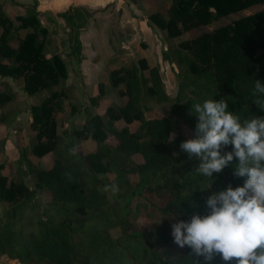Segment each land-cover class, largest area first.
<instances>
[{
    "label": "trees",
    "instance_id": "1",
    "mask_svg": "<svg viewBox=\"0 0 264 264\" xmlns=\"http://www.w3.org/2000/svg\"><path fill=\"white\" fill-rule=\"evenodd\" d=\"M152 1L156 6H166L148 20L165 31L170 42L162 52L163 60L181 67L176 73L177 96L170 98L160 68L150 67L145 58L130 67L112 70L108 81L99 83L98 94L90 97V102L97 106L119 87V95L126 101L108 106L104 115L95 114L80 130L72 132L78 139L96 143L95 151L72 160L64 156L67 148L58 151L60 135L53 114L63 108L67 98L68 90L52 91L65 85L67 63L57 53L48 57L50 32L42 24L35 5L26 6L25 16L11 19L4 10L5 0H0V78L23 79V90L28 95L51 90L40 104L31 106V127L36 131L34 155L42 158L55 153L50 168L32 169L36 187L44 189L50 200L49 208L42 213L44 217L36 218L32 230L25 234L11 218H17L19 210L31 203L36 191L23 181L9 180L0 174V202L11 205L0 220V256L20 264H98L107 241L112 247H123L135 237L137 245L128 258L130 264H188L191 249L174 243L172 224L181 219L188 221L195 214H207L206 201L211 195L226 190L229 184L235 188L245 183L247 177L234 176L238 158L222 172L214 173L211 180L194 174L199 161L182 153L180 145L195 138L198 117L189 114L191 106L207 99L226 100L229 111L241 119L264 117V110L253 102L257 98L253 96L255 81L264 83V9L205 29L222 18L263 4L264 0ZM89 15L83 7L58 14L65 23L68 55L78 61L82 59L79 36ZM21 30L26 31L23 36ZM14 99V93L0 91V109ZM169 101L174 107L168 114L160 118L148 116L155 109L151 103ZM70 111L72 115L78 113L74 104H70ZM6 118L1 113L0 125ZM118 121H124L126 126L118 129ZM172 133L175 138L169 141ZM109 137L115 144L108 143ZM223 151H232V146ZM3 169L0 164V171ZM110 173L115 174L120 190L133 191L126 196L127 205L132 195L139 194L146 207L162 214V222L139 227L130 218L129 208L123 217H114L102 190L107 184L98 178L99 174ZM129 176L138 178L135 187ZM211 183V188L200 190ZM192 203L197 206L191 207ZM175 214L177 217L172 218ZM93 222L100 226L84 229ZM115 228L121 235L111 239L109 231ZM213 264L225 262L216 257Z\"/></svg>",
    "mask_w": 264,
    "mask_h": 264
},
{
    "label": "clouds",
    "instance_id": "2",
    "mask_svg": "<svg viewBox=\"0 0 264 264\" xmlns=\"http://www.w3.org/2000/svg\"><path fill=\"white\" fill-rule=\"evenodd\" d=\"M253 96L257 97L253 102L264 110V83L259 80ZM189 114L198 117L195 138L181 143L180 151L199 161L194 174L212 180L214 173L238 158L234 176L247 179L243 186L229 184L211 195L207 214L172 224L174 243L191 249L188 264H213L216 257L225 264H264V117L241 119L223 99L196 103ZM169 137L174 140L175 133ZM228 146L232 151L224 152ZM111 190L119 191L117 185H111Z\"/></svg>",
    "mask_w": 264,
    "mask_h": 264
},
{
    "label": "rangeland",
    "instance_id": "3",
    "mask_svg": "<svg viewBox=\"0 0 264 264\" xmlns=\"http://www.w3.org/2000/svg\"><path fill=\"white\" fill-rule=\"evenodd\" d=\"M169 3L170 1H168V4ZM163 4L157 6L154 4L155 6H153L151 2V5L145 6H151L153 11H164L166 6ZM141 5H144L142 1ZM262 9H264V3L242 11L236 15L229 16L228 18H222L216 21L212 27H207L205 29H212L213 27L226 25L232 20L253 14ZM16 24L18 23L16 22ZM156 38L157 41L153 45H147L146 43L140 42V39V44H138L139 49L141 52L144 51L147 53L150 66H158L160 68L165 91L170 98H175L179 90V80L176 73L181 71V67L176 62L162 60L161 48L163 46L162 44H159L158 38L162 40L163 44L167 39L165 36L164 39L160 36ZM48 51L51 52L52 50L49 48ZM52 53L54 52H51V55ZM133 62L134 61L131 63L127 62V65L130 67ZM3 79L4 78H0V91L14 93L15 99L12 103L8 104L5 109H0V115L4 112L7 116L6 121L0 125V164L4 166V169L0 171V174L8 176L9 180L23 181L30 189L36 191V196L31 203L19 210L17 218H11L13 221L17 222V226L20 227L25 234L32 230L33 221L38 217L43 218L44 216L42 213L49 208L50 196L44 189L36 187L37 181L34 173H32V169L39 167L50 168L55 160V153H49L42 158H38L34 155L33 146L36 143V131L31 127L33 118L30 108L32 105L40 104L48 95H50L51 90L43 91L35 95H28L23 90V79H8L11 84ZM65 85L52 89V91L68 90L67 98L63 100V108L53 113L57 121V131L60 135L58 151H63L67 148V154H64V156L72 160H77L80 155H86L89 152L95 151L96 143L91 139H78L72 135V132L74 130H80L87 120L95 114L104 115L108 106L123 104L126 101V98L119 95V90L121 89V87H119L118 89H112V92L107 94L97 106H92L89 98L78 102V99L73 95V91L67 89ZM70 104H74L78 109V113L75 115L71 114ZM151 105L155 108L154 111L148 113V116L151 118H160L168 114L174 107L172 101L159 105L151 103ZM115 126L118 129H122L126 124L124 121H118L115 123ZM135 127L136 126H133L132 128L135 129ZM185 131L187 130L185 129ZM108 143L115 144V140L109 137ZM140 160V158H135V161ZM98 178L103 179L107 184L102 187V190L107 195L108 204L111 205V211L114 214V217H123L126 214V210L129 208L131 211L130 218L134 219L139 227L145 225L152 227L163 220L162 214L159 211H155L153 208L145 206V200L139 194L132 195L129 204L127 205L126 202L128 199L126 196L131 195L133 191H127L124 189L120 190L115 181L114 173L99 174ZM129 181L132 183L133 187H135L138 178L136 176H129ZM111 185H117L119 191L114 193L111 190ZM10 209L11 205L5 202H0V220ZM99 226L98 222H93L92 224L87 225L84 229L89 230L92 227ZM109 234L111 239H115L121 235L119 228L111 229ZM136 245L137 239L135 237L129 239L123 247H112L110 242L107 241L103 246V252L100 253L102 258L98 264H130L128 258L135 252ZM0 264L20 263L17 260H12L7 256L2 255L0 256Z\"/></svg>",
    "mask_w": 264,
    "mask_h": 264
},
{
    "label": "crops",
    "instance_id": "4",
    "mask_svg": "<svg viewBox=\"0 0 264 264\" xmlns=\"http://www.w3.org/2000/svg\"><path fill=\"white\" fill-rule=\"evenodd\" d=\"M141 1L144 5H141ZM150 1L5 0L4 10L11 19H14L16 16L27 14L26 6L35 5L42 24L50 32L48 49L62 55L67 63L68 77L65 87L73 91L79 102L96 96L99 83H106L112 70L129 67L127 62L136 63L139 59L145 58L150 66L147 53L139 49V40L147 45H153L157 41L156 37L160 36L163 39L166 37L165 31L148 20V17L157 11H153L151 6H145L151 5V2L155 6L153 1ZM74 7H83L90 12L79 36L82 44L80 61L69 57L65 23L58 17L59 13ZM25 33V30H21L22 36ZM158 42L163 46L162 48L160 46L162 57V52L167 50L170 42L167 39L164 42L165 46L159 38ZM51 52L48 51V57L51 56ZM8 79L3 80L11 84Z\"/></svg>",
    "mask_w": 264,
    "mask_h": 264
}]
</instances>
